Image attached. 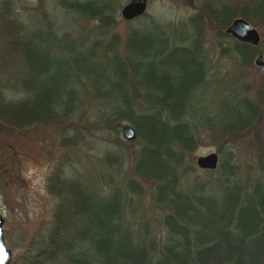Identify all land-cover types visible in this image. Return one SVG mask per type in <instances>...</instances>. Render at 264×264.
<instances>
[{
	"label": "trees",
	"instance_id": "16d2710c",
	"mask_svg": "<svg viewBox=\"0 0 264 264\" xmlns=\"http://www.w3.org/2000/svg\"><path fill=\"white\" fill-rule=\"evenodd\" d=\"M45 1L0 0V129L52 127L65 156L89 139L107 174L86 185L71 172L74 159L58 160L47 183L58 198L52 226L23 263L264 264V77L254 64L262 45L225 33L236 17L264 32V0H189L184 19L146 12L122 19V32L120 0H56L98 35L72 39L60 26L52 54L20 16ZM11 55L30 69L57 55L61 90L30 89L34 103H21L20 75L5 71ZM210 85L218 88L208 94ZM204 142L217 148L214 169L196 166Z\"/></svg>",
	"mask_w": 264,
	"mask_h": 264
},
{
	"label": "rangeland",
	"instance_id": "374dc122",
	"mask_svg": "<svg viewBox=\"0 0 264 264\" xmlns=\"http://www.w3.org/2000/svg\"><path fill=\"white\" fill-rule=\"evenodd\" d=\"M37 1L22 0V3L35 5ZM120 1L122 6L128 0ZM190 1L197 2V0ZM45 2L39 11L20 10V16L30 31L35 33L33 39L36 43L42 49L47 48L50 54L54 52L52 43L57 28L60 26L69 31L72 39L74 37L88 40L98 35V30L83 27V25L93 27L95 22L84 23V20L76 13L58 8L56 0H46ZM188 4L189 0H149L147 13L166 19H184L193 12ZM18 7L20 8V6ZM120 8L117 11L118 19H120L117 31L122 32L126 29V23L120 16ZM256 29L260 35L261 51L264 57V32L260 28L256 27ZM209 41L210 38L205 45H208ZM218 54L219 50L215 49L213 55ZM56 56L42 55L39 66L33 69L27 66L26 58H22V55L7 58L5 71L9 75L19 73L20 76L14 82L15 87L27 91V93L23 92L20 98L21 103L28 105L34 103L35 94L29 92L30 89L38 93L41 90L42 94H46L48 97L57 95V90H61L55 84L56 76L54 75L56 72L53 59ZM58 56L61 57V64L73 65V60L69 59L67 55ZM70 71L74 73L76 69H70ZM259 75H262L260 71ZM217 88L210 85L208 94L215 92ZM78 96L82 97L80 91ZM54 132L56 131L52 127H34L25 132L19 130L3 132L0 129V212L4 218L5 245L12 251L10 263L24 264L25 258L34 253L38 242L47 236L52 226L53 213L57 207L58 198L48 192L47 183L58 160L67 158V155L74 159L75 166L71 172L86 185L89 184L92 177L107 174V169L100 159L102 157L96 155L101 151H97L96 154L87 152L86 147H95L94 142L86 139L80 142V147L67 149L65 156L63 148L60 147L62 137L57 133L53 134ZM101 143L105 144V142ZM210 152H217L215 144L204 142L197 148L195 155L197 157ZM65 169L68 172V167ZM143 202L138 204V208L145 207Z\"/></svg>",
	"mask_w": 264,
	"mask_h": 264
},
{
	"label": "water",
	"instance_id": "95a60500",
	"mask_svg": "<svg viewBox=\"0 0 264 264\" xmlns=\"http://www.w3.org/2000/svg\"><path fill=\"white\" fill-rule=\"evenodd\" d=\"M149 0H128L120 8V16L125 21H131L147 12ZM225 33L234 37L238 41L250 43L258 46L260 35L258 30L242 17L234 18L226 27ZM254 64L260 70L264 77V57L259 51L254 58ZM122 135L127 140L135 138V132L130 125L125 124L122 127ZM196 166L200 169H214L218 164V155L216 152H210L206 155H199L195 159ZM4 218L0 212V264H9L12 258V251L5 245L3 234Z\"/></svg>",
	"mask_w": 264,
	"mask_h": 264
}]
</instances>
